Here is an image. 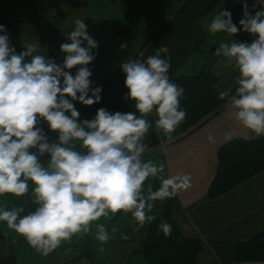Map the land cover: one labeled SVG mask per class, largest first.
Wrapping results in <instances>:
<instances>
[{"label": "clouds", "instance_id": "clouds-1", "mask_svg": "<svg viewBox=\"0 0 264 264\" xmlns=\"http://www.w3.org/2000/svg\"><path fill=\"white\" fill-rule=\"evenodd\" d=\"M243 15L242 28L226 9L202 28L212 35L235 36L243 30L255 37L250 43L222 42L215 55L238 72L235 94L229 88L218 99L229 98L236 120L259 138L264 136V9L253 14L245 0ZM74 25L67 34L70 42L60 44L64 57L57 63L39 54L35 44L25 43L17 52L6 26L0 24L4 33L0 34V196L30 192L36 205L26 215H21L23 206H0V222L45 256L93 230L101 244L107 243L112 236L104 223L97 222L101 217L131 214L133 230L139 231L156 219L151 213L157 200L191 187L190 175H165L163 162L143 158L148 147L144 141L153 128L149 115L155 113V131L169 139L187 115L180 106L185 90L169 76L170 55H162L169 54V48L161 45L146 60L129 58L121 65L129 90L125 99L133 100L137 111L110 112L101 107L93 119L81 120L73 102L98 103L102 88L92 87L88 67L96 59L92 50L98 42L84 20L76 19ZM42 122L57 133V140L50 141ZM45 155L46 162L41 159ZM149 178L158 180L159 187L146 185ZM159 228L171 235L167 221ZM118 231L111 229L113 234ZM120 235L128 239L125 233Z\"/></svg>", "mask_w": 264, "mask_h": 264}, {"label": "crops", "instance_id": "crops-1", "mask_svg": "<svg viewBox=\"0 0 264 264\" xmlns=\"http://www.w3.org/2000/svg\"><path fill=\"white\" fill-rule=\"evenodd\" d=\"M244 2L0 0V24L6 26L11 45L17 52L24 50L25 43H31L37 45L39 54L62 63L64 53L60 44L70 42L67 34L74 29L76 19L85 21L89 35L98 42V48L92 50L96 59L88 67L92 70V87L102 88L101 100L90 106L79 101L73 103L80 112L81 120H91L101 107L110 112L137 111L135 102L125 99L129 90L124 83L126 74L121 65L129 58L146 60L161 45H165L170 53L162 55L165 58L170 55L169 76L173 78L199 71L205 64L209 49L218 47L217 43L234 40L250 43L255 37L243 30L229 36L223 32L212 35L202 28V23L210 22L219 10L224 9L232 13L233 22L242 28L239 21L244 18ZM246 2L253 14L264 9V4L258 3V0ZM122 45L127 47L122 48ZM141 52L143 57L139 56ZM211 69L219 77V92L229 88L233 92L237 70L226 67L223 57L215 58ZM76 70H71L73 75ZM235 112L229 100L218 112L191 129H185L181 123L171 134V139L162 131H155V113L148 116L153 128L144 141L148 145L144 160L163 162L165 175L188 174L191 177V187L180 190L172 198L157 200L151 214L156 215L168 202L172 204L181 231L202 243L203 249L198 257L200 264H264V261L235 262L234 259L236 243L264 228V170L227 193L215 198L207 196L217 172L219 148L234 138H257L236 120ZM46 134L58 136L49 129ZM209 135L214 139L210 141ZM41 159L47 161L45 157ZM147 183L153 184L154 189L159 187L158 180L149 178ZM115 216L114 227L119 231L113 234L108 229L112 238L105 243V247L115 254L143 257L135 250L141 245L148 224L134 231L131 214L121 212ZM121 233H125L128 239H122ZM3 258L0 241V263Z\"/></svg>", "mask_w": 264, "mask_h": 264}, {"label": "trees", "instance_id": "trees-1", "mask_svg": "<svg viewBox=\"0 0 264 264\" xmlns=\"http://www.w3.org/2000/svg\"><path fill=\"white\" fill-rule=\"evenodd\" d=\"M216 48L217 46L209 49L205 64L199 71L171 78L185 90L180 101L181 108L187 113L182 122L185 129H191L208 119L229 101V98L218 99L219 77L211 69L212 62L218 57L215 55ZM231 94H235V89ZM263 170L264 136L254 139L234 138L218 150V168L207 196L215 198L227 193ZM29 202H32L31 194ZM35 207L36 205L34 209ZM155 217L148 224L141 245L135 250L143 255L142 264H200L198 257L203 249L202 243L181 231L172 204H164ZM162 221L172 225L171 235L166 236L160 230ZM234 259L235 262L264 261V228L250 238L236 243ZM73 262L76 264L75 260Z\"/></svg>", "mask_w": 264, "mask_h": 264}, {"label": "rangeland", "instance_id": "rangeland-1", "mask_svg": "<svg viewBox=\"0 0 264 264\" xmlns=\"http://www.w3.org/2000/svg\"><path fill=\"white\" fill-rule=\"evenodd\" d=\"M41 126H43L45 132H47V123L42 122ZM48 137L50 141H54V138L58 139V136L54 135H49ZM44 157L48 159L47 155ZM29 200L30 192L21 197L5 194L4 196H0V206L6 205L9 208L13 206H23L25 212L21 214L26 215L29 211L34 210L35 206L32 202L30 204ZM115 217L116 216H113V220L111 219V221L110 219L101 217L97 222L104 223L107 229L110 230L115 225ZM0 226L7 229L12 238L19 239V245L17 246L18 264H63L64 262L73 260H75L77 264H142L144 261L143 257H128L110 252L108 248L105 247V243L101 244V242L95 238L94 230L93 234L84 235L82 237L74 236L71 241L62 243L59 248L45 256L36 252L24 237L17 234L14 230L9 229L6 222H0ZM101 248L103 249L102 251Z\"/></svg>", "mask_w": 264, "mask_h": 264}, {"label": "water", "instance_id": "water-1", "mask_svg": "<svg viewBox=\"0 0 264 264\" xmlns=\"http://www.w3.org/2000/svg\"><path fill=\"white\" fill-rule=\"evenodd\" d=\"M0 241L3 246L4 258L1 264H18L17 246L18 239L12 238L10 232L0 226ZM63 264H75L73 261L64 262Z\"/></svg>", "mask_w": 264, "mask_h": 264}]
</instances>
